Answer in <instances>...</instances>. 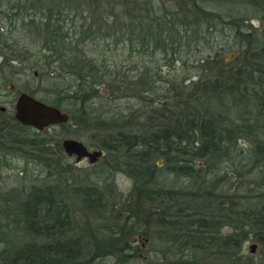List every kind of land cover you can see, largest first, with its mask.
Masks as SVG:
<instances>
[{
  "label": "trees",
  "instance_id": "16d2710c",
  "mask_svg": "<svg viewBox=\"0 0 264 264\" xmlns=\"http://www.w3.org/2000/svg\"><path fill=\"white\" fill-rule=\"evenodd\" d=\"M27 2L13 19L37 51L0 33V73L32 58L53 83L62 82L56 101L39 100L65 111L68 122L58 127H75L76 138L82 134L105 152L134 188L121 205L114 189L81 185V208L102 231L88 233L84 222L79 229L88 237L65 204L63 182L44 178L0 190V264H101L115 254L126 262L133 235L155 236L151 245L161 256L145 264H264V33L246 25L264 19V0ZM219 27L241 50L235 65L217 55L198 59L201 74L189 86L157 87V71L106 56L118 47L129 57L180 54L208 42ZM145 95L162 99L145 109L114 105ZM15 153L48 172L63 165L60 142L53 146L0 112V171ZM250 240L257 256L244 253Z\"/></svg>",
  "mask_w": 264,
  "mask_h": 264
},
{
  "label": "rangeland",
  "instance_id": "374dc122",
  "mask_svg": "<svg viewBox=\"0 0 264 264\" xmlns=\"http://www.w3.org/2000/svg\"><path fill=\"white\" fill-rule=\"evenodd\" d=\"M27 1L0 0V33L4 35L7 40H14L17 42L22 46L21 48H23V45H25L28 48L35 49V51H37L38 46L34 43L31 44L33 39H25L19 34L21 22L19 20L16 21L13 19L15 13H17L16 9L28 5L29 2ZM23 9H20L22 14L24 13ZM31 13L32 11H28L26 15ZM36 20H39V18L36 17ZM246 25H251L253 32H255L257 35L264 33V19L261 18L260 15L258 19H254L252 22H249ZM69 27L70 23L67 22L66 28ZM220 28L222 29V27H219L212 33L209 41L205 44H201L198 46V48L195 47L194 49L192 48L188 51H180V54L169 53L164 56L157 53L155 57H152L146 53L145 56L141 57H137L136 54H133L129 57L127 51L123 50L122 47H118L117 50L111 53L108 52V55L106 56H110V61H116L117 65L119 66H132L134 65L133 63H136L137 68L140 70L150 69L155 72L157 71L156 76L153 78L155 81H157V87H160L167 81L173 82L175 84H181L182 82L183 85L189 86L190 83L196 82L201 74L200 70L197 68L198 63H196L198 59L205 58L208 55H217V59L224 61L226 65H235V60L237 59L238 55H240L241 50L239 49L238 45H236L229 30L225 27L224 30L221 31ZM222 47L225 48L223 51H221ZM178 55L182 58L180 59ZM128 59L132 61L126 62ZM36 64V60L31 58L28 61L22 62L12 70L5 69L2 73H0V109H4V112H1L2 114H10L13 116L16 98L21 93H26L29 95L30 92H32L35 94L32 97L38 100L43 98L48 101H56L55 96H58L56 92H58L59 89L65 85L59 81H57L56 84L53 83V81L45 75V72H42L41 69L36 67ZM34 72L37 74L36 77L33 75ZM137 73L138 71L135 70L133 72V76H135ZM10 84L15 87V91H11L9 89ZM161 99V97L145 95L144 99L130 98L128 100H118L115 101L114 105L120 109H126L129 107L145 109L148 106L161 101ZM66 107L69 108V106ZM40 132L43 133V136L48 139V141H50L53 146L56 142H60L61 144V142L65 139H74L89 147L87 144H85L82 134H80L82 138H76V135L79 133L75 127L61 128L56 126L54 130L47 128ZM25 134L32 136V131H28ZM240 145L244 148L248 147L247 143L240 142ZM89 149L90 151L97 150L91 147H89ZM106 156L107 154L104 152L103 158H101L94 165H90L87 160H82L80 163H76L74 157L70 158L64 154V158L61 161L63 165L61 164L62 166H54L52 169H49L48 172L47 168L43 167L42 165L27 161L24 156H20L16 153L13 155H7L6 163H8L9 166L0 171V190L8 191L13 187H21L22 185L28 187L29 185L37 183L44 178H47L48 182L51 184L63 182L60 185L66 190V193L63 196L65 199V204L77 222L78 232H81L79 227L85 228V222V224L87 223L86 228L90 230L88 233L93 232V234L101 235L102 231L98 229L100 227L99 224H97L92 217L86 215V212H84L81 208V203L78 200L79 194L83 192L81 185L85 183H94V185L98 187H104L105 189H103V191L106 192L108 190L114 189L117 193L116 200L121 205L126 204V201H130V195H132V190L134 188V182L129 177V175L113 169L112 165L110 164V160L106 159ZM162 160L163 159H155V163L158 168L164 167L165 163L161 166H158L157 164L158 161ZM21 170L26 171L25 176L19 174ZM165 175L167 177V179L165 178L167 180L166 184L171 186V182H173V176L168 174V172H165ZM180 181L181 183L183 182V180ZM82 234L86 237L89 236L86 232ZM152 238L154 240L155 236H131L130 248L126 252L130 256L126 262L122 261V256L120 254H115L113 256L102 258L97 261V263L145 264L151 261L153 257L161 256L157 247L152 248L151 244L154 242ZM251 245H256L255 253L253 255L257 256L259 252V246L253 240L245 243L244 253L250 254L249 247Z\"/></svg>",
  "mask_w": 264,
  "mask_h": 264
},
{
  "label": "water",
  "instance_id": "95a60500",
  "mask_svg": "<svg viewBox=\"0 0 264 264\" xmlns=\"http://www.w3.org/2000/svg\"><path fill=\"white\" fill-rule=\"evenodd\" d=\"M36 77L37 74L34 72ZM9 89L15 91V87L10 84ZM0 112H4V109H0ZM13 117L16 123L20 126L30 128L37 132L44 129L65 125L68 122V115L61 112L59 109L48 105L38 99L26 94L21 93L16 98L14 104ZM61 147L64 154L67 157H74L76 163H80L82 160H87L90 165H94L101 158L104 157V152L101 150H91L82 142L74 139H65L61 142ZM165 163L164 160L158 161V166ZM256 245L249 247L250 254H254Z\"/></svg>",
  "mask_w": 264,
  "mask_h": 264
},
{
  "label": "flooded vegetation",
  "instance_id": "af4514ba",
  "mask_svg": "<svg viewBox=\"0 0 264 264\" xmlns=\"http://www.w3.org/2000/svg\"><path fill=\"white\" fill-rule=\"evenodd\" d=\"M89 148V147H88ZM86 160V159H85Z\"/></svg>",
  "mask_w": 264,
  "mask_h": 264
}]
</instances>
